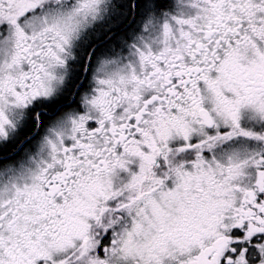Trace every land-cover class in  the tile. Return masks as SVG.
Wrapping results in <instances>:
<instances>
[{
    "label": "snow or ice",
    "instance_id": "snow-or-ice-1",
    "mask_svg": "<svg viewBox=\"0 0 264 264\" xmlns=\"http://www.w3.org/2000/svg\"><path fill=\"white\" fill-rule=\"evenodd\" d=\"M0 264H264V0H0Z\"/></svg>",
    "mask_w": 264,
    "mask_h": 264
}]
</instances>
